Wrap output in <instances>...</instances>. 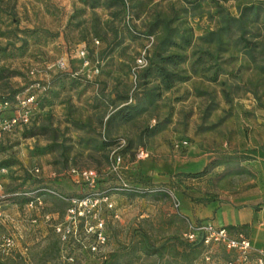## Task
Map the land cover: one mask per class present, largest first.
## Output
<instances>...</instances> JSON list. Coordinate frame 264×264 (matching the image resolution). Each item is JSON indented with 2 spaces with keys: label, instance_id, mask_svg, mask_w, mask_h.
Segmentation results:
<instances>
[{
  "label": "rangeland",
  "instance_id": "374dc122",
  "mask_svg": "<svg viewBox=\"0 0 264 264\" xmlns=\"http://www.w3.org/2000/svg\"><path fill=\"white\" fill-rule=\"evenodd\" d=\"M116 1L0 0V102L49 80L48 68L61 58L79 74L60 75L39 95L33 126H49L54 137L16 132L3 142L0 163L16 164L0 177V264H203L204 251L194 260L197 250L172 239L183 241L191 222L175 203L238 202L256 192L245 154L264 148V0H124L125 9ZM219 6L234 17L251 8L244 31L233 27L224 38L225 52L199 39L218 28ZM158 14L193 32L174 68L186 80L168 91L154 73L144 79L156 46L147 30ZM149 38L147 65L133 79ZM83 45L97 76L82 73L76 52ZM126 105L139 108L128 121ZM109 140L116 142L104 145ZM125 147L114 173L113 152ZM139 149L148 153L142 161ZM87 169L98 173L94 189L71 172ZM121 181L166 196L110 191ZM41 189L55 195H39L31 207L14 197ZM106 191L114 211L100 206L105 242L97 245L96 222L72 219L69 200ZM229 259L223 248L212 250L213 264Z\"/></svg>",
  "mask_w": 264,
  "mask_h": 264
},
{
  "label": "built area",
  "instance_id": "2783aa9c",
  "mask_svg": "<svg viewBox=\"0 0 264 264\" xmlns=\"http://www.w3.org/2000/svg\"><path fill=\"white\" fill-rule=\"evenodd\" d=\"M153 38H149V44L145 49L139 54L135 61V68L132 74V78H136L135 69L143 68L147 65L148 49L153 42ZM98 44L97 41L94 42ZM77 57L81 62V67L83 70V75L86 78H91L99 74V69L97 66L90 67V62L88 60V49L85 45L80 47L78 50ZM67 59L61 58L54 65L48 68L51 76L57 74L58 72L67 71ZM37 72L31 70L28 72L29 77H33ZM73 75L79 76V74L74 73ZM33 85L30 87L32 90H37L38 93H31L32 90L28 89L23 94L16 96L15 103L10 104L4 102L0 106V111L11 109L12 111L6 114L0 115V141L3 140L5 136H10L17 131H23L31 127L35 121L36 116L39 113L38 109V97L40 93H43L46 88L40 85V81H33ZM182 145H187V142H183ZM148 157V153L143 149H139L136 153L137 160H144ZM122 165V157L115 152L112 156V166L111 171L117 172V170ZM79 180L85 183L89 188L94 189L97 185L98 173L95 170L87 169L82 171H71ZM8 173L6 168L0 169V177L5 176ZM110 191L116 192H132V193H143L140 188H134L124 182H120L119 187L114 188ZM43 194L55 195L47 189H41ZM107 192L102 194L92 193L89 196L82 198L81 200L71 199L70 208L68 210L69 216L76 220H86L91 218L96 222V226L92 233L95 234L97 245H102L105 242L104 234L102 233L103 221L98 217V210L101 205L104 206L105 211L113 212V204L107 196ZM154 192V190L150 191ZM15 196H20L19 194H14ZM29 199L26 203L28 207H31L34 202L39 201L38 197L32 196V194L23 193L21 194ZM4 197L1 195L0 186V206L2 199ZM175 208H179V202L175 203ZM1 217V212H0ZM259 228H264V222L260 221L258 223ZM92 231V229H90ZM183 241L189 244L201 245L203 248L202 261L203 264H213L211 261V253L214 248H223L230 255V259L226 262L220 264H264V247L260 249H255L252 246L251 240L240 231H232L224 227H218L210 222H189L188 230L183 235ZM7 246H10V241L7 240ZM94 250V248H93Z\"/></svg>",
  "mask_w": 264,
  "mask_h": 264
},
{
  "label": "trees",
  "instance_id": "16d2710c",
  "mask_svg": "<svg viewBox=\"0 0 264 264\" xmlns=\"http://www.w3.org/2000/svg\"><path fill=\"white\" fill-rule=\"evenodd\" d=\"M222 1H227V0H222ZM116 2L122 7V9L126 8V2L124 0H117ZM250 10L251 8L242 10L240 11L238 17H234L231 16L227 11H225L223 8L219 6V8H217L218 28L215 31L205 34L199 39L202 41V43L206 45H213L216 49V52H225L227 43L225 42L224 38L231 33L233 27H238L242 32L244 31V20L247 19L248 12ZM178 20L180 19L176 18L175 21ZM172 23L173 21L171 19L158 14L149 24V29L147 30L148 35H156V41H155L156 46L153 54V60H149L150 63L144 71V79H148L151 76V74L154 73L155 76L159 79V83L162 86V89L165 91H168L171 88H173L176 83L186 80V77L182 76L178 71H175L174 68L185 61L183 52L186 51L188 48H190L193 44L192 29L188 27L184 22H179L177 25L174 26L172 25ZM74 73L75 72H72L71 70L58 72L57 74L51 76L49 80H47L46 82H40V85L45 87L46 88L45 91H47V87L49 86L50 81L55 78H58L60 75H64L76 80L79 79V76L73 75ZM33 83L34 82H30L27 89L31 87ZM36 91L37 90H32L31 93L32 94L37 93ZM17 93L18 91L12 92L10 99L3 98L2 101L0 102V106L4 102L14 104L16 96L23 94L22 92L18 94ZM41 100L42 97H38L39 113L41 111V105H40ZM124 109L126 110V114L123 116L124 121L133 119V117L138 113L139 110L137 106H131V105H126ZM11 111H12L11 109L0 111V115L9 113ZM17 132L21 133L25 138L32 137L38 134H44L47 132H50L52 137L55 136V131L52 130L49 126L45 127V126L32 125L28 129H24L23 131H17ZM6 138L7 136H5L2 141H0V151L6 150V144H3ZM115 142L116 141L109 140L106 141L104 145L112 146L113 144H115ZM126 147L123 150H120L116 153L118 155H122L124 152L127 151ZM14 164L16 163L13 160H5L0 163V169L6 168L8 170V173L3 177H8L10 175L11 169ZM200 175L201 174H195V175L184 174V176L192 177V178H197ZM98 184L99 182H97L96 186H98ZM133 187L136 188L137 186H133ZM141 190H143V193H133V194H138L142 197L148 194H152L154 196L156 195L166 196L165 193L154 190L150 186L142 188ZM152 190H154V192H150ZM42 194L43 193L40 194L36 193L35 197H38L39 195ZM20 196L23 197L20 198L22 200V203L26 204L27 202H29L28 198H26L23 195ZM20 196H14V197H20ZM15 199H19V198H15ZM172 239L184 250H188L190 252L197 250V255L195 256L194 260L198 259V256L201 255L203 252V248L201 245L189 244L185 241L178 240L177 238H172ZM163 247L164 245H161L158 248H155L154 250L158 252Z\"/></svg>",
  "mask_w": 264,
  "mask_h": 264
},
{
  "label": "crops",
  "instance_id": "0c3cea01",
  "mask_svg": "<svg viewBox=\"0 0 264 264\" xmlns=\"http://www.w3.org/2000/svg\"><path fill=\"white\" fill-rule=\"evenodd\" d=\"M248 165L256 176L255 194L243 196L238 202L193 203L181 199L178 212L191 222H210L218 227L244 233L255 249L264 247V148L249 152Z\"/></svg>",
  "mask_w": 264,
  "mask_h": 264
}]
</instances>
